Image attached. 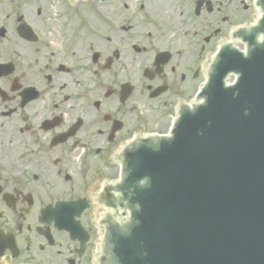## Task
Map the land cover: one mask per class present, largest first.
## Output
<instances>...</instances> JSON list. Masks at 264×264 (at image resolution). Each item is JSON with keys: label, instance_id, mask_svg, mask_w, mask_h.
Returning <instances> with one entry per match:
<instances>
[{"label": "flooded vegetation", "instance_id": "obj_1", "mask_svg": "<svg viewBox=\"0 0 264 264\" xmlns=\"http://www.w3.org/2000/svg\"><path fill=\"white\" fill-rule=\"evenodd\" d=\"M210 1L189 41L161 19L188 0H0V264H95L121 148L166 129L253 15L246 0ZM70 219L74 237L55 223Z\"/></svg>", "mask_w": 264, "mask_h": 264}, {"label": "water", "instance_id": "obj_2", "mask_svg": "<svg viewBox=\"0 0 264 264\" xmlns=\"http://www.w3.org/2000/svg\"><path fill=\"white\" fill-rule=\"evenodd\" d=\"M256 4L258 24L235 33L246 55L222 48L202 102L180 110L171 135L125 147L120 181L102 198L128 221L101 220L100 264H264V0ZM229 72L237 78L225 86Z\"/></svg>", "mask_w": 264, "mask_h": 264}, {"label": "rangeland", "instance_id": "obj_3", "mask_svg": "<svg viewBox=\"0 0 264 264\" xmlns=\"http://www.w3.org/2000/svg\"><path fill=\"white\" fill-rule=\"evenodd\" d=\"M170 4H173L170 2ZM187 12L180 15L175 7H166L167 13H163V21H166L168 28L170 29V35L172 38L177 37L178 35H185L189 41H197L199 35H194L195 31H198V24L201 22V17H196L193 13L194 9V0H188ZM162 15V14H161ZM251 17L248 18L249 21ZM251 21V20H250ZM154 126H152L148 130H152ZM159 131H163L162 129ZM110 179H113L114 176L112 174H108L107 176ZM97 233L93 238V246L95 247V242H97ZM96 248V247H95Z\"/></svg>", "mask_w": 264, "mask_h": 264}]
</instances>
